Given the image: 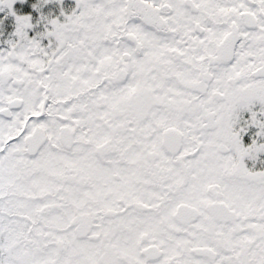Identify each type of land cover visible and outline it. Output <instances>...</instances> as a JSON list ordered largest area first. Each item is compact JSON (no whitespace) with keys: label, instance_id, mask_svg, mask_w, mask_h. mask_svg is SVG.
I'll use <instances>...</instances> for the list:
<instances>
[{"label":"flooded vegetation","instance_id":"1","mask_svg":"<svg viewBox=\"0 0 264 264\" xmlns=\"http://www.w3.org/2000/svg\"><path fill=\"white\" fill-rule=\"evenodd\" d=\"M98 1L109 12L90 11L93 34L106 15L90 87L64 102L59 73L43 71L56 85L42 87L43 110L0 139L14 164L86 149L77 185L48 191L17 221L29 237L15 262L27 254L35 264L37 252L49 264H264V0H118L122 22L114 1L21 0L23 30L51 54L65 45L58 32L78 28L84 3ZM5 76L3 87L17 80ZM65 104L77 116L70 126L51 113ZM51 118L60 125L48 137L39 123Z\"/></svg>","mask_w":264,"mask_h":264},{"label":"rangeland","instance_id":"2","mask_svg":"<svg viewBox=\"0 0 264 264\" xmlns=\"http://www.w3.org/2000/svg\"><path fill=\"white\" fill-rule=\"evenodd\" d=\"M20 1L0 0V74L11 75V79L22 80L23 82L18 87L13 85L11 81L7 86L3 87L0 82V109L5 107L8 101L16 99L20 100L23 106L22 110L17 112V118L13 121H6L0 117V139L9 138L20 129L29 115L43 110L42 87L56 86L55 77L52 81L44 80L43 71L49 69L53 74L56 73L55 71L59 73L60 97L64 102L69 95L77 96L84 92L86 85L90 87L89 75L93 70V64L88 60L90 47L93 42H98L99 30L105 27L100 24H103V19L106 16L105 14L103 16L98 15L99 23H97V26L99 24L100 27H98V33L93 34L96 24L90 18V11L93 8V11H97V14H103L105 11L109 12V9L104 7L103 2L84 3L81 13L79 16L76 15L74 22H72L74 26L78 18L81 17L78 28L76 26L73 27L74 29L66 27L62 32H58L57 35L61 37L65 45L56 44L51 48L52 53L49 54L47 50L38 45V42L34 41L33 37L27 34L26 30H23V28L28 26V22L24 18L26 10L24 3ZM107 1H114L113 13L116 14L115 19L122 22L124 17L118 13L119 10L116 7L118 0ZM52 17L51 15V19ZM27 18L29 19L28 16ZM66 24L62 20L59 25L67 26ZM57 41L55 38L50 37L48 43ZM35 43L37 44L35 45ZM101 49L106 51L105 47ZM33 52L36 54H33ZM39 52L43 55H38ZM68 52L71 55H68ZM10 53L15 54V60L9 59L8 55ZM71 56L79 58L80 61L64 63ZM45 57L49 58V61ZM61 59L62 61L60 62ZM104 59L98 60V66H103L100 64ZM109 65H111V68L113 67L112 64ZM106 66L103 67L106 68ZM106 73L109 76H115L116 71L106 68ZM97 99H103V97H97ZM66 103L68 104V102ZM67 104L59 105L51 113L58 111L59 115L65 120L63 125L70 126V124L73 125L72 121H75L77 116L71 105ZM104 112L97 110L92 112V114L95 113V115L102 117ZM85 118L86 121L90 122V116ZM92 121L94 120L92 119ZM98 123L91 122L94 127H98ZM39 125L43 129V133L51 137L52 133L56 131L55 129L59 127L60 122L51 118L46 122L41 121ZM82 129L86 130L83 126ZM99 132L101 133V131ZM1 143L2 141L0 142V147ZM79 149L81 152L86 151L85 147L73 148L68 153L71 155L54 156L53 154L57 153L48 150L47 153L52 156L49 159L48 157L43 158L45 161L42 163L25 161L23 158H19V162L14 164L11 157H0V264H17L15 262L16 253L23 249V244L26 245L28 243L29 236L20 232V226L17 221L20 219L25 221L26 217H33V213L42 208L49 197H51V194L47 195L48 191H56L60 186L70 188L73 185H77L76 181L79 171L84 172V169L77 166L76 162L78 159L76 154L79 153ZM22 163H26L28 168L25 166L19 167ZM15 198L17 201H13ZM16 202H18L17 207L15 206ZM18 245L20 246L19 249H17ZM34 260L35 264H49L52 261L50 257L40 255L37 252L34 255Z\"/></svg>","mask_w":264,"mask_h":264},{"label":"water","instance_id":"3","mask_svg":"<svg viewBox=\"0 0 264 264\" xmlns=\"http://www.w3.org/2000/svg\"><path fill=\"white\" fill-rule=\"evenodd\" d=\"M227 52V56L225 57L227 60L230 59L231 54H232V47H230L229 49L226 50ZM224 51L222 52V56L224 57ZM9 58L11 60H14L16 58L15 54L10 53L9 54ZM261 70H264V66L261 68ZM8 80V78L4 75V74H0V81L5 83ZM13 85L15 86H20L22 85V81H13ZM200 85V84H198ZM201 89V88H200ZM22 103L20 100L16 99V100H12L10 102L7 103L6 107H3L0 109V117L3 119H9L11 117V109H19L21 107ZM213 114H210V116H212ZM63 137H66V135L63 134ZM31 154H34L35 151H29ZM28 255L24 254L21 258V264H29L28 262Z\"/></svg>","mask_w":264,"mask_h":264},{"label":"bare ground","instance_id":"4","mask_svg":"<svg viewBox=\"0 0 264 264\" xmlns=\"http://www.w3.org/2000/svg\"><path fill=\"white\" fill-rule=\"evenodd\" d=\"M8 57H9V55H8ZM10 59V58H9ZM18 87V86H17ZM8 102H10V101H8ZM6 107V106H5Z\"/></svg>","mask_w":264,"mask_h":264}]
</instances>
